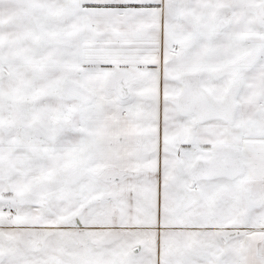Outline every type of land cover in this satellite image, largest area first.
<instances>
[{"label": "snow or ice", "instance_id": "1", "mask_svg": "<svg viewBox=\"0 0 264 264\" xmlns=\"http://www.w3.org/2000/svg\"><path fill=\"white\" fill-rule=\"evenodd\" d=\"M0 264H264V0H0Z\"/></svg>", "mask_w": 264, "mask_h": 264}]
</instances>
